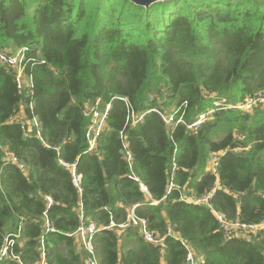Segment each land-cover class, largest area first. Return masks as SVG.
Masks as SVG:
<instances>
[{
    "label": "trees",
    "instance_id": "obj_1",
    "mask_svg": "<svg viewBox=\"0 0 264 264\" xmlns=\"http://www.w3.org/2000/svg\"><path fill=\"white\" fill-rule=\"evenodd\" d=\"M6 49L23 50L28 86L18 89L0 63V250L11 243L0 264H37L41 252L47 264H88L74 235L79 213L105 227L135 205L164 236V256L135 227L101 229L98 264H185L178 238L202 264H264V232L225 237L213 214L264 219V108L226 107L264 94V0H0ZM96 101L110 109L88 152L84 111ZM158 107L180 109L184 123L167 126L153 112L136 125L127 118ZM210 153L219 154L215 175ZM60 162L74 165L78 186ZM215 183L208 205L190 200Z\"/></svg>",
    "mask_w": 264,
    "mask_h": 264
},
{
    "label": "built area",
    "instance_id": "obj_2",
    "mask_svg": "<svg viewBox=\"0 0 264 264\" xmlns=\"http://www.w3.org/2000/svg\"><path fill=\"white\" fill-rule=\"evenodd\" d=\"M22 60H23V50H19L14 54H11L7 50H0V63L4 65L5 67L9 68L12 71V74L15 79V83L17 85L18 89H23L27 85L26 83V77L24 75L23 66H22ZM99 102L96 101L93 105H87L86 106V113L84 111V115L90 118V124L87 127L86 130V140L88 144V152L95 151L98 144V139L105 130V119L108 110L110 109V105L106 104L104 105L103 109L99 108ZM256 104H260L264 108V94L261 92L256 93L253 97L246 98L244 102L240 106H233V105H226L228 108H241V109H251ZM225 105L224 100H215L214 106H222ZM185 106V104L183 105ZM153 112L157 117L167 126L170 125H177L180 123H184L183 120V112H180V109H175L174 107L166 110L162 107L150 109L147 112L136 115L132 110L128 111L127 118L130 121L131 125H136L140 123L143 120V117L146 113ZM208 114H203L199 116V119L195 121L191 126L188 128L195 127L197 128L199 125H201ZM10 123H18L17 119H9ZM23 124H21L22 126ZM122 159L126 162L128 167H131V161L132 156L128 151V145L127 143H122ZM218 154L216 153H210L207 161V171L210 172V175L216 174V165L218 163ZM63 166L71 169V175L73 178V183L75 186H78L80 183V177L76 175L75 173V167L74 165L69 166L67 164H63L60 162ZM173 175L172 173L169 177L168 187L167 191L170 192L174 188V182H173ZM217 182V181H216ZM216 184L214 187L202 198H194L191 197L190 200L196 204H205L208 205L209 200L211 199L213 193L216 190ZM140 189L142 191H145V187L140 183ZM50 201V199H47ZM158 202H152L151 205L156 206ZM136 205L129 209L128 214L126 215L125 220L120 223L116 224L112 220L109 221L108 225L105 227L99 226L95 222L84 220L83 214L79 213V218L81 220L79 227L75 231L74 235L78 239L79 243L82 246V250H85L89 254L88 258V264H98L95 256V247L93 242L94 235L101 229L105 230H115L120 231L126 230L128 228L135 227L138 229V232L140 236L143 238V240L148 243L156 246L160 250V257L162 258L164 256V236H159L153 231H150L147 225V222L145 219H141L136 216L134 209ZM214 217L216 218L218 224L220 225L224 236L229 237L231 233H234L239 236H248L250 234L256 235L258 233L264 232V219L258 223V224H247L243 223L239 220L230 221L227 220L226 217L219 212L213 211ZM166 235L171 236L173 235V232L170 227H167V233ZM181 245L187 249V254L185 258V264H202L203 263V255L191 244L189 241L183 238H178ZM11 245V243L8 241L4 247L0 250V257H3L7 255V248ZM14 259H17V257H14ZM37 264H47L45 261V254L44 252H41L40 260L37 262ZM161 264H165L164 260H161Z\"/></svg>",
    "mask_w": 264,
    "mask_h": 264
},
{
    "label": "water",
    "instance_id": "obj_3",
    "mask_svg": "<svg viewBox=\"0 0 264 264\" xmlns=\"http://www.w3.org/2000/svg\"><path fill=\"white\" fill-rule=\"evenodd\" d=\"M129 1H131L135 5L147 7L154 2L164 1V0H129Z\"/></svg>",
    "mask_w": 264,
    "mask_h": 264
},
{
    "label": "rangeland",
    "instance_id": "obj_4",
    "mask_svg": "<svg viewBox=\"0 0 264 264\" xmlns=\"http://www.w3.org/2000/svg\"><path fill=\"white\" fill-rule=\"evenodd\" d=\"M7 50V49H6ZM7 51H9V50H7ZM158 104H161V102H158ZM157 116V115H156ZM219 155V154H218ZM207 168V167H206Z\"/></svg>",
    "mask_w": 264,
    "mask_h": 264
}]
</instances>
